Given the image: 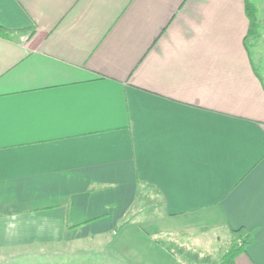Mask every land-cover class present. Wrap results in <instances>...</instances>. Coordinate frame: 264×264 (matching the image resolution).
I'll return each mask as SVG.
<instances>
[{
    "label": "crops",
    "instance_id": "crops-1",
    "mask_svg": "<svg viewBox=\"0 0 264 264\" xmlns=\"http://www.w3.org/2000/svg\"><path fill=\"white\" fill-rule=\"evenodd\" d=\"M0 26V264H191L233 229L264 264L246 0H0Z\"/></svg>",
    "mask_w": 264,
    "mask_h": 264
},
{
    "label": "rangeland",
    "instance_id": "rangeland-1",
    "mask_svg": "<svg viewBox=\"0 0 264 264\" xmlns=\"http://www.w3.org/2000/svg\"><path fill=\"white\" fill-rule=\"evenodd\" d=\"M254 7L257 9V17L259 21V29H258V35L257 37H249L248 38V47L249 50L252 53L253 59L260 71V74L264 77V0H251ZM199 247H203L205 250H210L211 248L215 250H219L218 253L213 254L209 257L207 256H200L198 260L194 258L192 260L191 253L187 254L186 251H182L180 255L183 258H186L189 260L191 264H215L220 257L219 254L222 255V253L227 252L231 245L228 243L226 237L221 236V241L218 243H215L214 245H198ZM194 248L197 246L193 245ZM194 256L196 254H193Z\"/></svg>",
    "mask_w": 264,
    "mask_h": 264
},
{
    "label": "trees",
    "instance_id": "trees-1",
    "mask_svg": "<svg viewBox=\"0 0 264 264\" xmlns=\"http://www.w3.org/2000/svg\"><path fill=\"white\" fill-rule=\"evenodd\" d=\"M247 15L250 22L248 38L257 37L259 29V21L257 17V9L254 7L251 0H246ZM11 32V29L0 26V35L6 36ZM264 81V77L262 76ZM237 233V239L233 241L231 247L215 264H234L236 256L243 252L245 246L253 241V235L246 233L244 229L234 230Z\"/></svg>",
    "mask_w": 264,
    "mask_h": 264
}]
</instances>
